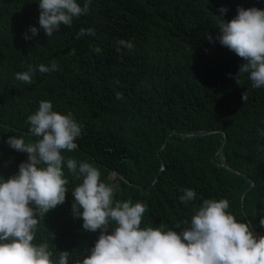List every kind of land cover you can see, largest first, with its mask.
Instances as JSON below:
<instances>
[{"label": "trees", "instance_id": "trees-1", "mask_svg": "<svg viewBox=\"0 0 264 264\" xmlns=\"http://www.w3.org/2000/svg\"><path fill=\"white\" fill-rule=\"evenodd\" d=\"M36 2L0 0V177L7 180L26 162L27 154L6 140L34 142L26 118L47 100L82 125L77 148L63 155L90 163L101 181L117 185L114 200L144 204L141 227L178 231L204 199L223 198L237 221L248 223V216L256 235H264V137L257 131L264 130V88L238 75L243 61L216 41L215 17L221 7L225 21L237 7L264 9V0H91L87 14L49 38ZM29 26L38 33L25 40ZM81 28L95 34L77 38ZM51 61L57 70L34 71L31 84L14 78ZM202 131L219 133L184 138ZM222 147L235 172L222 167ZM65 175V201L37 218L34 242L52 233L53 258L64 251L68 264H78L99 232L73 218L71 190L79 181ZM183 189L196 193L187 205L178 199Z\"/></svg>", "mask_w": 264, "mask_h": 264}, {"label": "clouds", "instance_id": "clouds-1", "mask_svg": "<svg viewBox=\"0 0 264 264\" xmlns=\"http://www.w3.org/2000/svg\"><path fill=\"white\" fill-rule=\"evenodd\" d=\"M90 2L37 0L40 29L52 37L61 26L70 27L74 19L87 14ZM226 11L219 8L220 17ZM215 17L219 21L216 41L229 50L236 62L243 61L238 75L247 74L253 88H264V9L237 7L236 15L228 21ZM37 33L36 27L29 26L23 39ZM85 34L94 35V29L81 28L77 38ZM117 44L129 50L133 47L131 42L122 40ZM56 70L55 61L39 64L35 69L29 65L26 71L15 73L14 78L31 84L34 71L44 74ZM120 98L116 93V99ZM26 123L29 134L36 138L34 142L25 143L17 136L6 140L9 148L26 153L27 159L7 180L0 177V264H68V252H58L53 258L47 241L54 234L49 233L46 241L34 242L37 218L65 201L69 191L65 171L79 181L71 190L73 218L82 220L83 230L99 232L93 247L78 264H264V235H256L250 219H246L249 224L237 221L228 211L226 199H204L194 209L187 226L178 231L141 227L144 204L114 200L117 185L101 181L99 171L90 163L63 155L77 148L75 141L82 134V125L71 112L61 114L53 110L50 101L42 100L35 112L27 116ZM257 131L264 137V130ZM195 135L184 138H199L192 137ZM166 147L167 143L163 150ZM195 198L192 189H183L178 197L185 205ZM259 226L264 228V216H260Z\"/></svg>", "mask_w": 264, "mask_h": 264}, {"label": "water", "instance_id": "water-1", "mask_svg": "<svg viewBox=\"0 0 264 264\" xmlns=\"http://www.w3.org/2000/svg\"><path fill=\"white\" fill-rule=\"evenodd\" d=\"M213 133H216V132H213V131H203L199 134H196L195 136H192V137H200V136H207V135H210V134H213ZM226 139V138H225ZM223 151H224V148L221 149V153H222V156H221V159H222V166L230 171V172H235L234 169H232L230 166H228V164L226 163V161L224 160V156H223ZM246 219L249 221V218L245 215ZM251 224V222H249Z\"/></svg>", "mask_w": 264, "mask_h": 264}]
</instances>
